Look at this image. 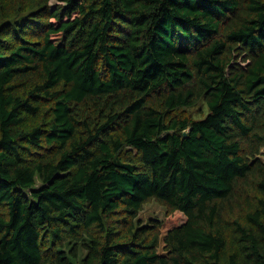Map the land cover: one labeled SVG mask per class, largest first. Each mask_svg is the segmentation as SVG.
I'll return each mask as SVG.
<instances>
[{
    "label": "trees",
    "instance_id": "trees-1",
    "mask_svg": "<svg viewBox=\"0 0 264 264\" xmlns=\"http://www.w3.org/2000/svg\"><path fill=\"white\" fill-rule=\"evenodd\" d=\"M50 1L0 0V264H264V0Z\"/></svg>",
    "mask_w": 264,
    "mask_h": 264
},
{
    "label": "rangeland",
    "instance_id": "rangeland-1",
    "mask_svg": "<svg viewBox=\"0 0 264 264\" xmlns=\"http://www.w3.org/2000/svg\"><path fill=\"white\" fill-rule=\"evenodd\" d=\"M51 5H54L58 0H51ZM261 157L264 159V149L262 150ZM39 183V182H37ZM166 208L155 200H149L143 205V209L138 214V219L142 223H150L151 220L165 219ZM183 215L177 213L174 215L173 220L180 222Z\"/></svg>",
    "mask_w": 264,
    "mask_h": 264
}]
</instances>
